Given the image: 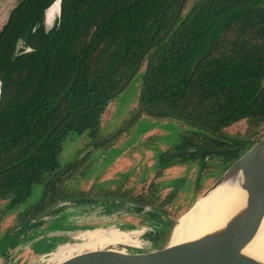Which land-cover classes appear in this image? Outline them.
Returning <instances> with one entry per match:
<instances>
[{"label": "trees", "instance_id": "obj_1", "mask_svg": "<svg viewBox=\"0 0 264 264\" xmlns=\"http://www.w3.org/2000/svg\"><path fill=\"white\" fill-rule=\"evenodd\" d=\"M55 1L18 0L0 29V202L15 208L47 181L43 198L21 215L24 225L35 224L78 171L81 159L59 162L73 133L88 132L94 147H110L145 113L175 117L195 130L174 150L236 148L204 156L219 157L225 171L262 138L258 131L251 142L225 130L242 120L264 125V0H195L187 10L188 0H62L48 29L45 17ZM144 63L133 117L100 137L106 107ZM169 152L161 157V175L175 165ZM136 199L158 209L133 205L150 226L168 215L163 205L171 199ZM197 218L205 220L200 210ZM174 226L169 220L168 228L146 231Z\"/></svg>", "mask_w": 264, "mask_h": 264}, {"label": "rangeland", "instance_id": "obj_2", "mask_svg": "<svg viewBox=\"0 0 264 264\" xmlns=\"http://www.w3.org/2000/svg\"><path fill=\"white\" fill-rule=\"evenodd\" d=\"M17 1L0 0V29ZM194 1L188 0L185 10L189 9ZM55 19L47 22L48 29L53 26ZM145 67L146 63L141 66L128 87L109 102L100 120V137L115 134L133 117ZM193 130L195 129L190 124L175 117H157L145 113L135 119L110 147H94V139L88 132L71 134L63 142L59 156L60 165L64 167L67 163L80 159L82 163L76 173L63 181L56 197L82 199L63 204L30 227L23 224L21 215L43 198L47 191V181L35 184L30 197L15 208L4 209L7 202L1 201L0 264H33L45 256L52 257L57 252L76 246L79 253L86 249H95L96 247L82 246L88 239L99 236L110 238L114 234H120V231L143 230L151 226L156 229L168 228L169 220L176 225L178 219L187 215L204 193L214 187L226 173L224 162L216 155H173L180 152L174 149L180 146L185 135ZM258 131L259 135L264 137V125L256 127L254 123L242 120L226 129L225 134L252 142L260 138L256 134ZM166 152H169L170 162L175 165L172 171H165L161 175V157ZM233 189L234 187L226 185L215 193L217 195L212 199L211 206L199 208L200 216H205L203 226L206 227L182 241L209 233L215 227L213 222L217 209L228 197L231 196L232 212L237 208L246 194L243 191L235 192ZM146 194L162 202L171 199L168 204L163 205V210L167 211L168 215L157 217L151 226L149 221L145 220L149 217H143L142 212L131 204L117 201L100 202L89 198L118 195L136 199L139 195ZM159 203L160 201L156 204L160 205ZM155 210L158 209L150 208L147 211ZM199 210L188 220L195 219L198 223ZM143 223L149 227H142ZM96 227L99 228L95 229ZM69 235L73 237L69 238Z\"/></svg>", "mask_w": 264, "mask_h": 264}, {"label": "water", "instance_id": "obj_3", "mask_svg": "<svg viewBox=\"0 0 264 264\" xmlns=\"http://www.w3.org/2000/svg\"><path fill=\"white\" fill-rule=\"evenodd\" d=\"M59 2V13H61L62 0H59ZM1 85L0 81V98ZM263 88L264 80L261 89ZM262 147H264V137L260 138L245 154L235 161L217 183ZM235 150L234 147L208 148L201 151L195 148H185L180 152L173 153V155L196 153L199 156H207ZM246 191L248 192V200L245 207L237 211L224 227L198 238L172 244L171 240L176 225L172 230L165 233H149L143 230L120 231L122 239H128L126 242H104L95 249H86L80 253L76 246L57 252L52 257L51 255L45 256L33 264H262L259 261L249 260L243 252L257 235L264 219V181L262 179L254 181L249 184ZM89 198L100 202L117 201L144 209L150 208L137 199L118 195ZM80 199L82 197L56 200L43 210L33 220V223L44 219L63 204Z\"/></svg>", "mask_w": 264, "mask_h": 264}, {"label": "bare ground", "instance_id": "obj_4", "mask_svg": "<svg viewBox=\"0 0 264 264\" xmlns=\"http://www.w3.org/2000/svg\"><path fill=\"white\" fill-rule=\"evenodd\" d=\"M60 12V2L57 0L47 11L46 21L50 23L57 14ZM57 19V18H56ZM55 19V20H56ZM262 179L264 181V147L255 152L251 157L241 162L237 165L228 176H225L223 180L216 183V185L210 189L203 197H201L194 207L188 212L187 215H183L180 219H178L173 238L171 240L172 244L179 243L182 237L186 234V232L195 228V224H198L195 219L188 220L191 216L195 215L199 208L215 193L224 188L227 184L229 187H234V191H243L246 196L243 201L237 206V208L232 212V201L231 196L224 200L223 203L220 204V207L217 209V212L214 216V225L210 232L218 230L226 225V223L243 207H245L246 202L248 200V192L246 189L249 184L254 181ZM235 186H239L238 189ZM231 194V193H230ZM234 195V194H233ZM120 234H114L110 238H106L104 236H100L98 239L82 244L83 247L91 248L98 247V245L109 242V241H124L126 242L128 239H122ZM182 242V241H180ZM249 260L259 261L264 264V219L261 223L259 231L255 238L251 241V243L244 249L243 252Z\"/></svg>", "mask_w": 264, "mask_h": 264}, {"label": "flooded vegetation", "instance_id": "obj_5", "mask_svg": "<svg viewBox=\"0 0 264 264\" xmlns=\"http://www.w3.org/2000/svg\"><path fill=\"white\" fill-rule=\"evenodd\" d=\"M46 15H47V13H46ZM58 15V17L57 18H59L60 17V15H61V13H59V14H57ZM56 15V16H57ZM56 18V17H55ZM54 18V19H55ZM56 21V20H55ZM45 22H46V26H47V21H46V17H45ZM54 24H55V22H54ZM54 24H53V26H54ZM52 26V27H53ZM51 27V28H52ZM225 187V186H224ZM179 225V224H178ZM178 225L176 226V228L178 227ZM206 226H203V222H201V223H198V225H197V227H195V228H191V229H189L187 232H186V234L182 237V239L180 240V241H182V240H184L185 238H187L190 234H193V233H195V232H197V231H199V230H201V229H203V228H205ZM97 228H99V227H96L95 229H97ZM176 230V229H175ZM175 232V231H174ZM100 237V236H99ZM99 237H96V238H92V239H88L85 243H87V242H90V241H93V240H96V239H98ZM179 241V242H180Z\"/></svg>", "mask_w": 264, "mask_h": 264}, {"label": "crops", "instance_id": "obj_6", "mask_svg": "<svg viewBox=\"0 0 264 264\" xmlns=\"http://www.w3.org/2000/svg\"><path fill=\"white\" fill-rule=\"evenodd\" d=\"M172 169H173V167L172 168H169V169H167L166 170V172H170V171H172ZM227 185V184H226ZM225 185V186H226ZM235 187H237L238 189H240L239 188V186H235ZM241 190V189H240ZM242 191V190H241ZM196 204V203H195ZM194 207V206H193ZM150 209V208H149ZM149 209H147V210H149ZM102 216H103V218H104V220H105V217H104V215L103 214H101ZM105 225H108L109 226V224H105ZM102 227V226H101ZM105 227V226H104ZM112 227H114V226H112ZM111 228V227H110ZM71 237H73V235H69V238H71Z\"/></svg>", "mask_w": 264, "mask_h": 264}, {"label": "built area", "instance_id": "obj_7", "mask_svg": "<svg viewBox=\"0 0 264 264\" xmlns=\"http://www.w3.org/2000/svg\"><path fill=\"white\" fill-rule=\"evenodd\" d=\"M143 230H146V229H143Z\"/></svg>", "mask_w": 264, "mask_h": 264}]
</instances>
